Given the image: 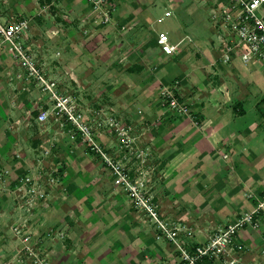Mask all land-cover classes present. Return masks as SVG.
Returning a JSON list of instances; mask_svg holds the SVG:
<instances>
[{"label":"crops","instance_id":"1","mask_svg":"<svg viewBox=\"0 0 264 264\" xmlns=\"http://www.w3.org/2000/svg\"><path fill=\"white\" fill-rule=\"evenodd\" d=\"M75 1L0 0V19L27 20L18 41L45 77L58 79V87L73 95L87 117L103 120L94 113L103 105L108 114L115 110L118 121L133 126L134 149L120 145L108 127L97 133L96 140L131 175L142 172L161 217L192 231L190 237L180 233L192 252V246L254 208L264 195V61L244 63L236 56L222 63L216 28L198 0H120L125 1L119 11L122 29L115 32L111 24L103 37L110 43L118 33L130 49L103 55L105 51L92 50L88 43L92 51H84V39L73 37L76 26L71 25L77 19L61 25L68 20V8L78 12L84 8ZM154 1L162 4L163 12L172 13L166 16L170 20L166 29H161L176 45L169 54L156 42L158 30L143 18ZM183 1L189 5L181 13ZM49 11L55 17L47 16ZM259 13L264 18V4ZM146 33L149 38H144ZM98 58L104 64L103 85L96 83ZM114 58L123 64L118 72L108 65ZM175 81L189 115L172 114L160 102L158 88ZM98 91L105 92L101 102L96 99ZM51 105L48 92L28 77L25 65L1 43L0 167L8 171L5 188H13L25 173L53 167L60 185L50 188L42 182L51 194L48 207L29 215L13 193L2 194L0 264H32L18 252L22 243L11 230L27 216L44 230L33 231V241L40 237L54 241L42 251L49 264H184L175 246L156 237V226L130 205L100 155L80 138L60 133L53 121H35L38 111ZM44 150H49L47 155H42ZM255 219L254 226H243L236 234L241 251L235 253L239 257L235 264H264L263 208ZM226 258H204L198 264H228Z\"/></svg>","mask_w":264,"mask_h":264},{"label":"built area","instance_id":"2","mask_svg":"<svg viewBox=\"0 0 264 264\" xmlns=\"http://www.w3.org/2000/svg\"><path fill=\"white\" fill-rule=\"evenodd\" d=\"M92 11L99 13L100 20L107 23L110 19L114 0H86ZM207 8L208 16L216 28V37L219 45V58L222 63H229L233 57H239L244 63L249 61H264V18L259 13V7L264 0H198ZM170 10H165L162 16L157 18L160 22L164 17L170 16ZM28 26L27 20L2 21L0 19V45L5 43L11 55L20 60L27 69V75L34 79L42 90L48 92L52 105L49 109H41L35 116L37 123L43 124L53 121L58 125L60 133L68 135L70 139L80 138L86 146L102 158L113 174L114 184L122 189L128 196L130 205L143 215L150 217V221L156 226L159 233L156 237L170 241L179 251L184 264H198L201 259L218 261L221 257H227L225 262L235 264L239 257L235 254L241 251L240 244L236 241L238 230L246 225H255L259 209H264V195H262L254 208L241 214L223 227L213 231L205 242L192 246L189 252L186 243L180 238V233L190 237V231L185 225L173 223L161 217L158 205L148 194V187L141 171L131 175L130 170L119 160L112 158L106 150L97 142L96 136L102 128L108 127L113 130L120 141V145L128 149L136 148V139L133 135V126L118 121L115 117L108 116L103 120L95 118L87 119L83 110L78 106L71 93L61 90L56 78L45 77L42 70L37 66L34 58L26 51L18 38ZM156 42L163 53H172L176 45L169 42L167 32L159 31ZM67 72H65L66 74ZM64 81V80H63ZM179 82L161 85L158 88L160 102L165 105L172 114L189 115V108L183 99L179 88ZM49 150H44L42 155H47ZM8 171L0 167V199L5 191L13 193L20 203L19 207L29 213L40 206L47 199L48 190L42 185L46 182L50 188L60 185L58 170L53 167L52 171H32L18 178L13 188H5V176ZM61 191L64 190L62 187ZM27 209V210H26ZM1 216V207H0ZM26 218L19 219L11 225V230L17 236L22 245L18 252H24L31 258L32 264H46V258L32 238L33 230L26 224ZM50 235V232L48 233ZM62 237V233L58 234Z\"/></svg>","mask_w":264,"mask_h":264},{"label":"rangeland","instance_id":"3","mask_svg":"<svg viewBox=\"0 0 264 264\" xmlns=\"http://www.w3.org/2000/svg\"><path fill=\"white\" fill-rule=\"evenodd\" d=\"M69 1H70V4H71L72 3L71 2L72 0H69ZM74 1L75 0H73V2ZM131 2H132L131 0H128V3H131ZM80 3H83L84 4V8H81L79 10V12L72 10V7L68 8V9L71 10V12H67V13H70L69 16L67 15L68 20L65 21V22H63L61 25H64V23H67L68 24L69 22H72L73 19H77L76 20L77 22H75L74 24L71 25L73 27L76 26V28L73 29V37L76 38V36L77 37L81 36L84 39L83 42H82L84 51H92V50L99 51V52H104L105 51L104 54L103 53L102 54L103 55H105V54L109 55L111 53L112 54L113 53L114 54L115 53L118 54L119 52H122L124 50H127L128 51L130 49L129 46L126 47L125 39L120 38V36L118 35V33H116L115 38L110 43L109 42H106L107 38H104L103 37L104 32L105 33L107 32V27L109 25H111V24H114L116 26L115 28H113V31H115V32H120L121 31L122 28H120V27H122V26H120V24H121V22L123 23V18H122L123 15H121L119 13V11H120L121 7L123 6L122 4H124L125 1L120 2V0H114V5H112V6H114V8L112 9L113 11L111 12L110 19H109V21L107 23H104V22H102L100 20V17H99L100 14L99 13H96L95 11H92V9L90 8V5L88 4V2L86 0H83V1L80 0ZM187 3L188 2L183 1L182 4L180 5L178 11L181 12V13H183L184 10H185V8H186V6L189 5ZM85 7H87V8H85ZM53 13L54 12L49 11L47 13V16L55 17V16H53L54 15ZM79 13L82 14V15H84V16H82L81 18H77L76 15H79ZM206 13L208 14L207 8H206ZM120 15H121V17H120ZM162 15H163V6H162V4L159 3V2L154 1V3L150 5L149 11H145L143 13V18L145 19L146 22H148L149 24L153 25L155 27V29L158 30L157 31V33H158L159 31H165V30H161V29H166V26H168V23L170 21L168 17H165V18H163L162 21L158 22L157 21V18L159 16H162ZM120 18H122V19H120ZM59 19H60V17H59ZM67 24H65V26ZM67 27H68V25H67ZM117 27H118L119 30L117 29ZM65 30H68V28H65ZM79 30H80V32H79ZM99 34H100V36L102 34V37L104 38V39H102V41L100 39H97L96 38ZM149 37H150V34H148V33L144 34V38H149ZM88 43H90V47H91L92 50L88 49ZM93 47H94V49H93ZM134 51L135 50H133L132 52H134ZM97 64L98 65L95 68V71H97V73H98V75L96 77V83L98 82L99 84H102L103 85V79H104V75H103L104 73H102V71H103V65H104L103 64V59L100 58L99 61L97 62ZM109 64H111V67H114V70H116L117 72H118V69L120 70V67L121 68L123 67V64H120V60L119 59L116 60V58H114L111 61L109 60L108 65ZM120 73H121V71H120ZM118 77H119V75H117V77L115 79L116 80L119 79ZM117 83H119V82H117ZM104 94H105L104 91H98V92H96L97 102H101L103 100V95ZM110 110L112 112V113H110L111 114V117H114V115H117L115 113V110H112V109H110ZM95 111L96 112H94V113H95V116L96 117L105 119L108 116H110V114H108L109 112L107 111V108L105 110V106H103V105H98V108ZM85 117L87 119H88V117L89 118H92L90 116L87 117L86 114H85ZM65 190H63V191H65ZM62 192L60 194L61 196H62ZM64 194H65V192H64ZM64 194H63V196H64ZM48 197H51V194L50 193L48 194L47 199H44L43 202L40 204V206L38 208H36L35 210L39 211L41 209L47 208L48 207V204H49L48 203ZM22 210H24V209H22ZM158 210L160 212V208ZM26 212H27L28 215L30 214L29 211H26ZM140 213L143 214L142 212H140ZM30 217L31 216H27V218H26V220H27L26 224H27L28 228L30 230H33V231H44V230H42L43 229L42 228V225L41 226H38L37 225V224H40V222H38V221L37 222L36 221L30 222ZM144 217L147 220L146 222L149 223V225H150L151 222H152V221H150V217L147 216V215H144ZM40 238L41 239H39L37 241L34 240L33 243H35L37 246H41L40 247L41 248V251L46 252L45 251V248H47L51 244H53L52 242H54V241L49 240L48 237H47L48 240H45L44 239L45 237L44 238L40 237ZM46 264H49V262H48L47 259H46Z\"/></svg>","mask_w":264,"mask_h":264}]
</instances>
